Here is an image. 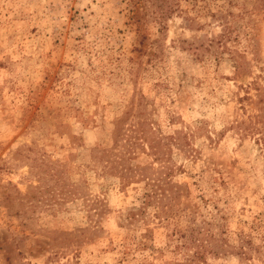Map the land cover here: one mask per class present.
Segmentation results:
<instances>
[{
  "label": "rangeland",
  "instance_id": "1",
  "mask_svg": "<svg viewBox=\"0 0 264 264\" xmlns=\"http://www.w3.org/2000/svg\"><path fill=\"white\" fill-rule=\"evenodd\" d=\"M0 264H264V0H0Z\"/></svg>",
  "mask_w": 264,
  "mask_h": 264
}]
</instances>
